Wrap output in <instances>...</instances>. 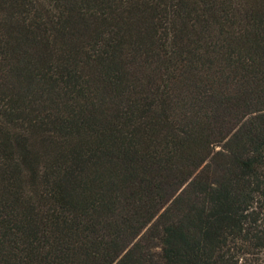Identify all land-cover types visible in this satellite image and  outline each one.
Wrapping results in <instances>:
<instances>
[{
  "label": "trees",
  "instance_id": "1",
  "mask_svg": "<svg viewBox=\"0 0 264 264\" xmlns=\"http://www.w3.org/2000/svg\"><path fill=\"white\" fill-rule=\"evenodd\" d=\"M0 264H264V0H0Z\"/></svg>",
  "mask_w": 264,
  "mask_h": 264
}]
</instances>
